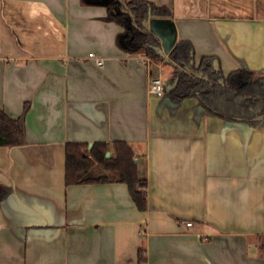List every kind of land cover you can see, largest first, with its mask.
<instances>
[{
	"label": "crops",
	"instance_id": "obj_1",
	"mask_svg": "<svg viewBox=\"0 0 264 264\" xmlns=\"http://www.w3.org/2000/svg\"><path fill=\"white\" fill-rule=\"evenodd\" d=\"M143 1L168 11L150 9L195 64L264 74V0ZM123 31L101 2L0 0V108L25 125L0 146V264H264V119L151 95L175 62L145 61ZM114 141L146 179L145 210L122 182L65 184L66 143L113 156Z\"/></svg>",
	"mask_w": 264,
	"mask_h": 264
},
{
	"label": "trees",
	"instance_id": "obj_2",
	"mask_svg": "<svg viewBox=\"0 0 264 264\" xmlns=\"http://www.w3.org/2000/svg\"><path fill=\"white\" fill-rule=\"evenodd\" d=\"M102 1L81 0L83 4ZM104 6L108 16L124 27L120 38L130 52L143 50L152 61H164L155 49L158 39L145 31L143 22L150 9L159 15L166 14V9L143 0H105ZM169 58L170 61L164 62L171 64L173 61L176 65H173V73L164 85L162 96L172 104L186 97H196L203 108L227 121L254 127L264 119V74L254 76L247 71H234L224 76L221 70L213 67L210 56L201 57L195 64L188 41H177ZM26 110L27 105L24 112ZM24 137V113L11 118L0 108V146L22 144ZM85 147V143H66L65 184L122 182L127 185L136 206L145 210L146 179L138 176L130 146L124 141H114V154L109 157H106L105 143L96 142L89 151ZM3 196L0 188V198Z\"/></svg>",
	"mask_w": 264,
	"mask_h": 264
},
{
	"label": "water",
	"instance_id": "obj_3",
	"mask_svg": "<svg viewBox=\"0 0 264 264\" xmlns=\"http://www.w3.org/2000/svg\"><path fill=\"white\" fill-rule=\"evenodd\" d=\"M105 3V0L101 2ZM145 31L154 34L160 39L159 45L156 47L158 53L166 60L170 61L169 53L176 44L175 30L170 19L162 16H156L148 11L147 18L143 22ZM192 63V62H191ZM175 65V63H172ZM92 147V143L88 144V150ZM106 157H109V152H106Z\"/></svg>",
	"mask_w": 264,
	"mask_h": 264
},
{
	"label": "built area",
	"instance_id": "obj_4",
	"mask_svg": "<svg viewBox=\"0 0 264 264\" xmlns=\"http://www.w3.org/2000/svg\"><path fill=\"white\" fill-rule=\"evenodd\" d=\"M88 57L91 58L97 65H103L104 59L100 56H97L95 53H89ZM144 60L147 62L152 61L149 57H144ZM163 88H164V79L160 73H157V75H154L150 79L149 83V93L154 96H162L163 95ZM186 226H192V222L187 221L185 222Z\"/></svg>",
	"mask_w": 264,
	"mask_h": 264
}]
</instances>
